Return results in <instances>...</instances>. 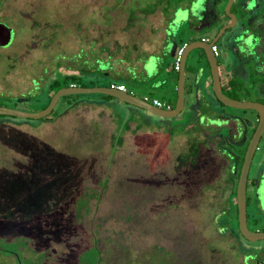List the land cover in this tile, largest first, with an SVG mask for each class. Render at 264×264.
<instances>
[{"label": "rangeland", "instance_id": "rangeland-1", "mask_svg": "<svg viewBox=\"0 0 264 264\" xmlns=\"http://www.w3.org/2000/svg\"><path fill=\"white\" fill-rule=\"evenodd\" d=\"M185 1L190 8L181 10ZM242 2L233 0L230 11L237 23L216 40L215 59L219 73L224 64L231 70L245 68L247 97L264 104L263 51L254 49V38L248 41L250 49L244 50L229 37L239 26L248 32L251 18L240 8ZM210 3L0 0V22L13 31L6 48L0 49L7 56L0 63V106L37 111L51 96L48 84L54 78L62 83L64 75H73L74 85L81 86L122 81L127 90L141 97L144 85L118 74L126 49L141 45L139 40L165 21V14L175 5L179 9L172 21L187 17V10L197 16ZM255 3L262 6L263 0ZM222 17L228 22L224 14ZM231 47L249 56L235 63L238 55ZM226 55L229 58L224 60ZM95 56L107 57L113 67ZM160 61V74L171 77L165 69L167 59ZM159 90L147 89V102L153 94L160 96ZM216 105L238 117L241 113L255 115L249 109ZM193 110L163 122L167 119L141 108L88 93L59 97L41 120L0 115V264H61L53 262L56 258L64 264H93L96 250L79 223L83 213L89 216L93 212L95 217L97 210L99 218L105 217L97 221L98 231L106 232L110 239L96 244L102 251L108 249L104 264H243L242 255L254 251L257 261L264 264V239L249 242L236 232V173L232 174L233 167L226 166L221 156L230 161L231 154L238 153L240 158L245 149L242 152L236 141L210 139L195 123L221 124L216 133L226 122L216 123ZM191 125L192 129L183 131ZM117 136L119 142L115 143ZM209 140L215 141L221 154ZM247 177H264V129ZM251 185L245 189L250 229L254 220L257 226L259 221L264 223V181L256 200ZM72 224L75 227L70 228ZM119 228L123 234L114 240L112 235ZM80 230L82 235L75 240L65 239L64 232L77 236ZM248 264L254 261L248 260Z\"/></svg>", "mask_w": 264, "mask_h": 264}, {"label": "crops", "instance_id": "crops-1", "mask_svg": "<svg viewBox=\"0 0 264 264\" xmlns=\"http://www.w3.org/2000/svg\"><path fill=\"white\" fill-rule=\"evenodd\" d=\"M195 1V0H191ZM213 4L210 3V5H206L205 8L202 9V11L198 12V16H194L190 14V11L187 10V17L179 20V21H172L176 18V11L179 9V6L175 5L169 13L165 14V21H160V23L156 26H153L149 29V32L147 33V36L145 35L143 39H140L141 45L136 44L130 49H126L127 57L125 59V62L123 65L119 68V76L121 78L128 79L129 81H132L133 83H141L144 86V90L141 88L140 93L142 96L135 95L133 93V90H127L126 85L121 81L116 83V85H123L125 88V91L128 93L138 97V98H146L148 96V93L146 92L148 90H159L160 96H157V94H153L151 96V99H157L160 102H162L167 108H172L175 100H176V79H177V72L174 74L172 69V61L174 57V53L176 50L183 46L185 43L195 40V39H204V40H210L215 33L217 32L218 28L226 23L227 21L223 20L222 17V6L224 4V0H211ZM206 2V1H205ZM185 1L183 3V6L180 7L181 10H186L187 8H190V3ZM252 16H249L250 22L248 23L246 32L247 36H250L251 38L256 39V51H263L264 54V0L262 3V6L254 5ZM171 20V21H169ZM253 21V22H251ZM144 22V21H142ZM243 21H241L242 23ZM237 23V21H236ZM240 23V24H241ZM140 26V25H138ZM226 31V30H225ZM224 31V32H225ZM223 32V33H224ZM223 35V34H222ZM208 37V39H206ZM220 38V37H219ZM216 42V41H215ZM214 42V45H215ZM217 48V45H215ZM232 52L236 55L238 58L235 59L238 63L244 62V59L248 57L249 55L241 54L240 52L236 51L233 47H231ZM255 49V48H254ZM252 50V48H251ZM218 51V48H217ZM218 53V52H217ZM227 56V57H226ZM224 60L229 58L228 55H226ZM99 57V56H98ZM95 56V60H99L100 63L102 60H104L105 63L109 62L111 66L113 67L112 62L109 61L107 57L105 58H98ZM162 58V61L164 59H167L165 69L167 71V74L171 73V77H165L160 74V70L162 69V63L160 59ZM204 55L201 52V50H195L192 52V54L189 57V61L186 64V60L184 63V69L186 73V80H185V90H184V100H183V106H182V112L181 114H185L189 111L196 112L199 116L209 117L213 120H224L226 122L225 127H223L221 130L215 133L217 129L204 125L203 123H200V128H204L206 133L210 136V139H213L215 141H221L222 139H226L229 141H236L239 145H242L241 147L245 149L247 140L250 137L251 131L253 130L255 124H256V114H249L245 113V116L243 113H241L242 117L236 116L234 113H231L230 111H226L224 113V110L221 108H218L216 106V101L213 99L214 96L211 93V90L209 89L211 85V78L210 73L207 71L208 65L204 59ZM232 59V58H231ZM260 61L262 58H258ZM197 63L199 67L198 72V81L199 84H197V92L194 94L193 90V82H192V72H193V65L194 63ZM204 62L206 63L205 66ZM92 66H94L95 69L99 66V64L92 62ZM263 64V65H262ZM225 66L221 67V72L218 71V77H219V83L221 90L225 91L226 93L232 95L233 97L237 98L238 100H251L249 97H247V92L244 87V83L247 81V72L245 71V68H237V69H229L227 68V64H224ZM264 66V60L260 64ZM229 67V66H228ZM218 69V67H217ZM209 70V68H208ZM97 71H101L97 69ZM235 71V73H234ZM115 72V70H114ZM113 73V71H111ZM117 73V72H116ZM231 78V80H230ZM76 85V84H75ZM93 85H102V84H93ZM137 86V85H136ZM139 91L140 89L137 88ZM241 90L245 92V94L241 93ZM240 94L241 97H238L237 95ZM147 99V98H146ZM222 106V105H220ZM181 114L177 115L175 119H179L181 117ZM241 120L245 122V124H242ZM171 119H167L163 122H171ZM193 126H188L183 131H188L189 129H192ZM249 129H251L250 133ZM213 132V133H212ZM213 140L210 141V145L215 148L217 147L213 142ZM242 149V152H243ZM220 154V150L216 149ZM221 156L226 159V166L233 167L230 169L232 171V174L234 175L236 173L235 167H237V163L239 162L240 158L238 157V153L231 154L230 155V161L229 159L221 154ZM235 162L233 164V161ZM238 169V167H237ZM231 174V175H232ZM249 179V185H251L250 189L252 191V197L253 199H257L258 194H256V182L257 177H247ZM255 205H257L255 203Z\"/></svg>", "mask_w": 264, "mask_h": 264}, {"label": "water", "instance_id": "water-1", "mask_svg": "<svg viewBox=\"0 0 264 264\" xmlns=\"http://www.w3.org/2000/svg\"><path fill=\"white\" fill-rule=\"evenodd\" d=\"M233 0H226L222 12L223 14L228 18V22L221 25L215 35L210 40H204V39H195L192 41H189L185 43L182 46L181 54L179 58V64H178V71H177V79H176V100L172 108H163V107H157L153 106L149 102L145 101L142 98H138L127 91H119L113 87H109L106 85H92V86H81V85H68L65 87L58 88L55 90L47 104L33 112L29 111H23L13 108H7L4 106H0V115H8V116H15L18 118H30V119H40L46 116L48 113L52 111L54 108V105L59 97L69 94H88V93H97L100 95H106L109 97L114 98L117 100V102L129 104L131 106L141 108L145 111H148L152 113L153 115H156L158 117H162L164 119H169L176 117L177 115L181 114L182 112V106H183V100H184V90H185V69H184V63L185 60L190 52H192L194 49L201 50L203 53L206 63L209 68L210 78H211V85L210 89L214 96V98L220 102L222 105L230 107V108H236V109H249L255 112L256 114V124L250 134L249 139L247 140L245 150L242 156V161L240 163L239 169H238V176L235 183V190H234V198H235V209H236V226L238 234L245 240L249 242H254L257 240L264 239V230H251L246 225V202H245V189H246V180H247V172L250 165V161L252 158V155L254 153V150L257 147L258 140L262 134V131L264 129V104L258 101L254 100H238V99H232L228 96H226L222 91L219 83V77H218V69H217V62L215 59V56L213 52L211 51L210 47L214 44V42L222 36L223 32L228 29L232 28L236 25V17L235 15L230 11V7ZM256 0H243V2L240 4V8L247 10L249 13V16H252L253 7L257 3H255ZM198 16V12H197ZM196 17V16H195ZM253 22V21H251ZM246 29V28H245ZM243 30V27L239 26L235 31V33L231 34L229 37L230 40L233 43L239 45L244 50H249V43L250 36H247L245 33L246 30ZM12 30L10 27H8L6 24L0 22V47H4L8 44V41L10 39ZM254 45V48L256 47V44L252 42ZM238 51V50H237ZM243 53V52H240ZM198 72L199 67L197 63L195 62L193 65V72H192V82H193V90L194 94L197 92V82H198ZM218 121H216L217 123ZM204 125L211 126L213 128H219L220 125H216L214 123L207 124L206 122H203ZM195 125H200V123H195ZM262 181H264V177H261ZM261 202L264 204V195L261 198ZM257 264H261L258 262Z\"/></svg>", "mask_w": 264, "mask_h": 264}, {"label": "trees", "instance_id": "trees-1", "mask_svg": "<svg viewBox=\"0 0 264 264\" xmlns=\"http://www.w3.org/2000/svg\"><path fill=\"white\" fill-rule=\"evenodd\" d=\"M216 1V0H215ZM68 80V81H67ZM75 77L73 76V75H64V81H62V83L61 82H59L58 80H56L55 78L48 84V88H47V91H48V93H50V95L55 91V90H57L58 88H61V87H65V86H68V85H74V83H75ZM230 80H231V78H230ZM67 81V82H66ZM222 91V90H221ZM223 92V91H222ZM226 96H228V97H230V98H232V99H237V98H235V97H233L232 95H230V94H228V93H226V92H223ZM104 98H105V96H103ZM215 101L216 102H218L216 99H215ZM220 105H222L220 102H218ZM45 106V105H44ZM43 106V107H44ZM39 120H41V119H39ZM126 128H127V125H126ZM114 139V138H113ZM115 143H118L119 142V137L117 136V138H116V141H114ZM245 148V147H244ZM244 150V149H243ZM242 156H243V154H242ZM240 162L239 163H241V161H242V157H240V160H239ZM239 169V168H238ZM238 169H237V172H236V174H235V176H236V179H237V176H238ZM233 197H234V194H233ZM233 205H234V223H235V227H236V209H235V198H234V201H233ZM98 211V210H97ZM97 211H95V217H94V213L93 212H90V214H89V216H87V215H85L84 213H83V215H82V219H81V222L79 223L82 227H81V230H83V231H86L89 235H85V237L90 241V247H92V248H94L95 250H96V257L94 258V262H93V264H104V261H103V256L107 253V250L105 249V250H103L102 251V249H98L97 247H96V244H97V242L98 241H101V240H103V239H108V240H110L109 239V236L108 235H106L107 233L106 232H103V233H100L99 231H98V227H100L99 226V224L97 223V221L98 222H101L100 220H104L105 219V217L102 215L100 218H99V213L97 212ZM229 216H231V215H229ZM231 220V219H230ZM95 222V223H94ZM76 224V223H75ZM75 224H72V225H69L70 226V228L71 227H75ZM86 229V230H85ZM81 230H80V234L79 235H77V236H75V235H73V234H71V233H68V232H64V236H66L65 237V239H67V240H75L76 238H78L79 236H81L82 234H81ZM237 230V229H236ZM67 231H69V228H68V230ZM122 231H123V228H119L118 229V232H120V233H118V232H116V233H113V235L112 236H114V237H116L114 240H118L122 235L121 234H123L122 233ZM111 232H113V231H111ZM101 235H100V234ZM67 234H69V235H67ZM126 234V233H125ZM104 241V240H103ZM117 242V241H116ZM115 242V243H116ZM63 244H64V242H63ZM117 247H121V246H119V245H117ZM70 249H72L71 247H70ZM74 250V249H73ZM104 254V255H103ZM66 256H69V254H66ZM65 256V257H66ZM53 262H58V263H61V264H64V262H63V260L60 258V259H55Z\"/></svg>", "mask_w": 264, "mask_h": 264}, {"label": "flooded vegetation", "instance_id": "flooded-vegetation-1", "mask_svg": "<svg viewBox=\"0 0 264 264\" xmlns=\"http://www.w3.org/2000/svg\"><path fill=\"white\" fill-rule=\"evenodd\" d=\"M224 2H225V0H224ZM233 3V2H232ZM232 5V4H231ZM12 34H13V31H12ZM8 47V46H7ZM3 48H6V46L5 47H0V49H3ZM5 58V57H7L5 54H2V52L0 51V63L2 62L1 61V59L2 58ZM10 67V66H9ZM4 72H6V70H4ZM124 105V104H123ZM261 180H262V178L261 177H257V182H256V191H258V190H260L261 189ZM249 183V179L247 178V180H246V185H249L248 184ZM247 187V186H246ZM258 194V193H257ZM245 202H246V199H245ZM252 222V221H251ZM252 223H254V225L256 226H254L253 225V227L251 228V230H264V223H260V221H259V223L258 224H260V226H257L256 225V220H254ZM246 225H247V223H246ZM248 227V226H247ZM236 229H237V226H236ZM250 229V228H249ZM236 232H237V230H236ZM238 233V232H237ZM239 235V234H238ZM240 236V235H239ZM238 236V237H239ZM241 237V236H240ZM242 238V237H241ZM240 238V239H241ZM244 241V240H243ZM251 246H248L247 248H250ZM255 252L256 251H254L253 253L251 252V253H247V254H243L242 255V257H241V260H242V263L243 264H248V260H253L254 261V264H257L258 262H260L261 264H263V262L262 261H257V258L255 257Z\"/></svg>", "mask_w": 264, "mask_h": 264}, {"label": "built area", "instance_id": "built-area-1", "mask_svg": "<svg viewBox=\"0 0 264 264\" xmlns=\"http://www.w3.org/2000/svg\"><path fill=\"white\" fill-rule=\"evenodd\" d=\"M181 49H182V46L179 47L176 50V52L174 53L173 61H172V69L174 71H176V72L178 71V64H179V58H180V54H181ZM210 49L213 52L214 56H216L218 54L217 53V48H216V46L214 44L211 45ZM108 86L109 87H113V88H115V89H117L119 91H125V88H124L123 85H116V84H112L111 83ZM142 99H144L145 101H147L145 97L142 98ZM149 103L152 104L153 106L167 108V106H165L162 102H160L157 99H151V101Z\"/></svg>", "mask_w": 264, "mask_h": 264}]
</instances>
